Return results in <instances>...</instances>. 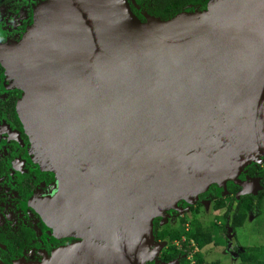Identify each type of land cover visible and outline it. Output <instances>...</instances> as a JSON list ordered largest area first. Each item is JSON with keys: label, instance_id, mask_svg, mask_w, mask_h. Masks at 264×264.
<instances>
[{"label": "water", "instance_id": "obj_1", "mask_svg": "<svg viewBox=\"0 0 264 264\" xmlns=\"http://www.w3.org/2000/svg\"><path fill=\"white\" fill-rule=\"evenodd\" d=\"M143 17L128 0H46L0 51L39 156L101 235L16 264H143L154 218L264 155V0Z\"/></svg>", "mask_w": 264, "mask_h": 264}, {"label": "flooded vegetation", "instance_id": "obj_2", "mask_svg": "<svg viewBox=\"0 0 264 264\" xmlns=\"http://www.w3.org/2000/svg\"><path fill=\"white\" fill-rule=\"evenodd\" d=\"M45 1L30 0L27 3L26 0H0V18L6 15V18L14 19L15 15L16 19L20 20L18 31L22 29L20 32L12 30L9 34H1L0 43H4L6 40H19L33 22L36 10ZM131 3L136 6L133 0ZM16 11L22 13L21 19H19V15L14 14ZM139 11L143 15L144 11L141 9ZM21 96V89L16 87L8 78L6 69L0 62V260L4 264H14L15 261L21 259L26 262H41L45 255L50 256L57 249L81 241L80 237L76 235L56 236L46 225V219L39 211L40 205L34 201L37 195H43L50 188L56 186V171L43 164L45 163L43 157L36 152L32 136L24 127L17 112V102ZM259 159L264 160V155L260 156ZM236 178L240 182L246 183L248 191L244 190L245 193L242 194V186L239 183L233 184L228 181L226 186L229 185L230 189L236 187L237 190L235 192L228 190L223 195V191L219 192L217 184L214 183L216 192L212 197L214 200L222 199L224 206L217 209L212 206L211 213L201 216L204 223L211 224L206 222L208 219L205 215H214L212 216L214 217L212 222L214 229L211 232L216 239L217 246L223 247L224 250L229 246L231 240H236L237 233L243 229L244 223L249 217L252 219L258 217V207L264 199V161L261 164L254 161L249 162ZM257 178H259V183H256ZM255 186H259V189L255 190ZM260 193L261 197L258 199ZM200 194L193 200V204L183 199L178 200L177 203L181 212L171 209L166 212V214H170L173 220L172 226L175 222L180 224L181 218L185 219L183 226H180L183 230L180 240L182 243L189 242L193 246L191 252H186L187 264H197L196 260L193 259V254L196 252H200L203 259L200 264H204L208 257L203 254V249L210 244L214 245L212 242L198 248L194 240L187 236L192 228L189 222L191 218L195 217L201 221L198 216L201 215L202 210H206L209 201H212L211 198H200ZM244 196L254 197L253 210L252 212L248 211L242 225L232 226L230 223L232 216L238 210L236 204ZM190 215L191 217H188ZM157 218V227H159L161 217L158 216L153 219V234L156 239L155 229L157 227L155 228L154 220ZM255 221L257 220L255 219ZM174 243L177 249H181L180 245L178 246L179 240L174 241ZM163 248L164 246H162ZM226 251L231 256L237 249L232 247L230 252ZM243 252L236 254L232 264H246L241 261ZM224 253L226 252L224 251ZM160 261L159 264H180L176 259L165 262L161 258ZM148 264L152 263L148 262Z\"/></svg>", "mask_w": 264, "mask_h": 264}, {"label": "rangeland", "instance_id": "obj_3", "mask_svg": "<svg viewBox=\"0 0 264 264\" xmlns=\"http://www.w3.org/2000/svg\"><path fill=\"white\" fill-rule=\"evenodd\" d=\"M20 1V0H18ZM26 2H30V0H26ZM37 11V10H36ZM143 13V12H142ZM14 14L19 15V19L22 17V13L19 11H16ZM35 15V14H34ZM14 19L6 18V15H3L0 18V35L1 34H9V32L13 31H18L19 29V21L16 19V16L14 15ZM22 21V20H21ZM22 29H20L21 31ZM18 31V32H20ZM13 42L10 40H6L4 44L0 45V51H3L5 47L9 48L11 43ZM6 48V49H7ZM12 83L15 85V82L12 81ZM42 147V146H40ZM38 147L36 144H34V148L36 152L39 154L41 152V148ZM264 160H261L258 158L257 161L259 164L263 163ZM47 168H53L52 164L50 161L45 160V163H43ZM231 182L233 184L239 183L242 186V190H246V183L245 182H240L237 178H227L224 181H220L217 184L218 191H223L224 193L228 192L226 183ZM259 181V178L256 179V183ZM259 183V182H258ZM56 186H53L50 188L46 193H43V195L36 196L34 198V201L36 204L40 205L39 211L43 215V217L46 219L45 223L49 228L52 230V232L56 236H69V235H76L79 236L81 240H83V237L85 239H88V237L92 236L91 240H94L93 237L96 236H101L100 235V229L97 226V223L95 219L93 218L92 215H90L89 209L86 208L85 205H82L72 197V193L69 192V190L64 187L60 186L55 182ZM79 199V198H78ZM66 200V201H65ZM262 204L258 207V217H259V222H258V217L255 219H252L249 217L247 221L244 223V227L242 230H239L240 232L237 233V238L236 240H231V242L228 244L229 246L227 248L219 247L217 245H208L205 246L203 249V254H206L208 258H206L204 264H232L233 258L236 257V254L245 251V249H248V247L251 246H259L261 244H264V199H262ZM188 202V201H187ZM190 204H193L194 202H188ZM212 201H209V204L206 205V210L201 211V215L198 216V218H201L203 214H209L211 213V208H212ZM176 208L178 209H173L171 210L181 212L179 210V205L176 201L175 203ZM72 208L74 210H72ZM84 208L85 210H78ZM203 209V208H202ZM169 212V209H167ZM167 210L163 212L162 216L160 218V229L162 228H168L173 222L172 218L170 217V214H166ZM88 211V212H87ZM214 215H205V217L208 219L206 222L212 223ZM188 217H191L188 216ZM202 221V218L200 219ZM59 226V227H58ZM172 226V225H171ZM177 229L180 227L178 226L177 222L174 223L173 225ZM182 230V228H180ZM255 236V238H254ZM155 241H157V250L152 252L149 257L145 258L143 261V264H159L161 261V250H162V244L159 241V239L155 238ZM176 243V242H175ZM232 247H236L237 251L233 253V255H229L228 252L232 250ZM226 253H224V251ZM56 251V250H55ZM54 252V251H53ZM53 252L51 253L50 256L45 255L44 260L50 259L52 256ZM205 252V253H204ZM226 256V257H225ZM43 260V261H44ZM24 261V260H17L14 262V264ZM42 262V261H41ZM219 262V263H218Z\"/></svg>", "mask_w": 264, "mask_h": 264}, {"label": "trees", "instance_id": "obj_4", "mask_svg": "<svg viewBox=\"0 0 264 264\" xmlns=\"http://www.w3.org/2000/svg\"><path fill=\"white\" fill-rule=\"evenodd\" d=\"M131 1L132 0H128L132 12L141 21H144L145 19L140 13L139 9H141L148 15L159 17L160 19L165 20L180 12L204 10L209 0H133L136 6H134ZM214 187L215 184L210 185L207 191L200 194V198H211L213 202L212 206L214 209L222 208L224 206L222 199L214 200L212 197V195L216 192V188ZM227 189L232 192H235L237 190L236 187L230 189L229 185L227 186ZM260 197L261 193L257 198L260 199ZM236 207L238 210L232 216L230 222L232 226H240L244 223L248 211L250 210L252 212L253 210L254 197H242L236 204ZM179 222L180 224H178V226H183V224L185 223V219L181 218ZM189 222L192 228L187 233V236L188 238H192L194 240L198 248H202L203 246L208 245L212 242L214 243V245H217L216 239H214L211 232L214 229L213 223L207 224L204 223V221H199V219L195 217H192ZM154 224L156 228L158 224V218L154 220ZM171 225L168 226V228H171L170 230L167 228L160 229V227H157V229H155L157 239H159L162 246H164L161 251V258L165 262L176 259L180 264H187L188 260H186L185 258L186 252H191L193 246H191L189 242H183L180 244L181 249H177L174 241H181L180 238L183 234V230L180 229L181 227L177 229L176 227ZM193 257V259L196 260L197 264L202 263L203 259L201 258L200 252L194 253ZM241 261L242 263L246 264H264V244L248 247V249H246V251L241 254Z\"/></svg>", "mask_w": 264, "mask_h": 264}, {"label": "bare ground", "instance_id": "obj_5", "mask_svg": "<svg viewBox=\"0 0 264 264\" xmlns=\"http://www.w3.org/2000/svg\"><path fill=\"white\" fill-rule=\"evenodd\" d=\"M4 53V52H3ZM2 53V54H3ZM39 142H42L41 140H39ZM74 187H75V184H74ZM79 200H80V202H81V204L82 205H85L86 206V208H88L89 210L88 211H90V214H92V212H93V210H92V207L89 205V204H87V202L86 201H82L81 199H80V197H79ZM94 213V212H93ZM96 217V216H95ZM97 218V217H96ZM97 220H98V218H97ZM99 222V221H98ZM99 225H100V228L102 229V231H104L105 233H106V238H107V240L108 241H110L111 243H113V244H118V243H120V241H121V239L117 236V235H115L112 231H110L109 229H107L103 224H102V222L100 221L99 222Z\"/></svg>", "mask_w": 264, "mask_h": 264}, {"label": "built area", "instance_id": "obj_6", "mask_svg": "<svg viewBox=\"0 0 264 264\" xmlns=\"http://www.w3.org/2000/svg\"><path fill=\"white\" fill-rule=\"evenodd\" d=\"M181 243H182V241L178 243V246H179Z\"/></svg>", "mask_w": 264, "mask_h": 264}]
</instances>
